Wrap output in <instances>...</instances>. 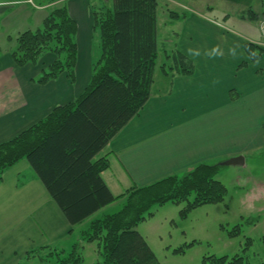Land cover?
I'll return each instance as SVG.
<instances>
[{
    "label": "crops",
    "instance_id": "1",
    "mask_svg": "<svg viewBox=\"0 0 264 264\" xmlns=\"http://www.w3.org/2000/svg\"><path fill=\"white\" fill-rule=\"evenodd\" d=\"M99 1L61 2L59 6L67 7L78 27L76 81L72 84L62 75L40 85L35 81L55 56L47 54L37 65L21 68L15 64L12 52L20 34L43 26L54 4L34 7L24 3L15 7L10 6L11 0H0V20L9 22L0 31V144L45 119L56 107L74 102L85 91L93 63L101 54L93 16L102 7ZM170 1L173 9L177 6L190 14L173 20L182 28L173 51L163 57L167 64L160 66L167 79L161 84L155 70L151 98L98 157L110 161L102 177L115 197L187 173L199 164H217L238 156L247 162V154L264 148V50L255 45L261 39L260 23L257 33L253 34L248 25L247 31H237L227 26L231 15L221 22L205 13L204 1ZM246 44L261 50L257 61L250 59ZM176 54L193 63L192 75L181 74ZM258 186L263 191L264 182ZM252 191L250 198L263 210L264 201L257 200L264 198L253 196L256 194ZM85 223L75 227L69 224L27 161L2 175L0 264L27 263L33 250L58 245L74 236L75 231L81 237ZM263 238L255 254L256 264H264Z\"/></svg>",
    "mask_w": 264,
    "mask_h": 264
},
{
    "label": "trees",
    "instance_id": "2",
    "mask_svg": "<svg viewBox=\"0 0 264 264\" xmlns=\"http://www.w3.org/2000/svg\"><path fill=\"white\" fill-rule=\"evenodd\" d=\"M53 1L50 5L65 0ZM158 10L159 0H113V8L95 10L101 54L93 63L85 91L74 102L56 107L45 119L0 144V181L5 171L25 160L72 227L92 219L70 251L41 247L29 254L28 262L49 250L46 259L40 257L42 262L81 264L84 243H96L103 264H162L136 230L153 215L152 210L168 203L185 204L184 215L199 206L225 201L227 189L216 178L219 165L199 164L186 175L169 176L120 197H115L103 180L110 161L98 159L99 155L151 98L159 58ZM179 17L173 14L172 19ZM77 32L67 7L57 6L40 29L18 36L12 58L24 68L51 54L55 60L35 82L45 85L66 75L73 84ZM245 49L252 61L262 53L252 44H246ZM174 56L181 74L192 75L193 63L181 54ZM120 199V210L97 215ZM262 241L264 244V238ZM243 262L240 257H208L201 264Z\"/></svg>",
    "mask_w": 264,
    "mask_h": 264
},
{
    "label": "rangeland",
    "instance_id": "3",
    "mask_svg": "<svg viewBox=\"0 0 264 264\" xmlns=\"http://www.w3.org/2000/svg\"><path fill=\"white\" fill-rule=\"evenodd\" d=\"M196 1H204L205 5H202L204 7L202 10L210 17L221 22H223L222 19H226L231 15V21L227 26L235 27L237 31H247L248 26H250L249 30L253 34L257 33V30L259 31L258 24L262 21L264 0ZM18 2L24 1L11 0L10 6H21L22 4ZM52 2L54 1L32 0L34 7L50 5ZM61 2L63 1H57L53 8L59 6ZM170 2V0H159L158 45L160 57L158 59V69L156 70H158V79L161 84L167 79L160 72L161 64H167L166 59L163 57L165 53L170 54L173 51L175 38L178 37L182 28L179 25L177 26V21L173 22V20L190 14L189 10L177 6L173 9V4ZM99 3L102 4V7L113 8V0H100ZM191 5L194 8L196 6ZM252 8L255 14L258 15L257 19L253 18ZM225 13H229V15H225ZM173 14L180 17L172 19ZM242 19L247 23H243L244 20ZM8 23V20H0V31L3 30V27L7 28ZM236 23H238L237 26L232 25ZM1 37L0 41L3 39ZM255 45L264 50L262 38ZM246 157L247 162L245 161L244 165L226 166L223 162L228 159L212 164L220 166L216 178L227 189L224 202L199 206L184 215L182 211L185 204L168 203L161 207H155L152 210L153 215L147 217L144 222L137 226L136 230L147 240L160 263L201 264L208 257H228L229 259L240 257L244 259L243 264H256L255 254L260 249V238L264 235V209H258L259 203L256 204L257 209H255V203L250 198L249 192L253 190L252 193L256 194L253 196L264 198V189L260 191L263 187L258 186L259 183L264 182V148L253 151L247 154ZM191 171L178 176L186 175ZM257 201L261 202L264 199H258ZM121 207L122 203L120 202L105 209L107 211H101L98 215L115 213ZM91 220L89 219L81 227L82 231L88 229ZM74 234L71 238L54 245L53 248L70 251L75 244L81 241L79 232L75 231ZM80 251L83 256L81 264H103L97 253L96 243H84ZM49 252L47 250L42 255L38 253L39 257L22 264H54L53 262H42L40 260V257L46 259Z\"/></svg>",
    "mask_w": 264,
    "mask_h": 264
},
{
    "label": "water",
    "instance_id": "4",
    "mask_svg": "<svg viewBox=\"0 0 264 264\" xmlns=\"http://www.w3.org/2000/svg\"><path fill=\"white\" fill-rule=\"evenodd\" d=\"M223 164L226 166L244 165L245 164V158L243 156H238L235 158L228 159L227 161L223 162Z\"/></svg>",
    "mask_w": 264,
    "mask_h": 264
},
{
    "label": "built area",
    "instance_id": "5",
    "mask_svg": "<svg viewBox=\"0 0 264 264\" xmlns=\"http://www.w3.org/2000/svg\"><path fill=\"white\" fill-rule=\"evenodd\" d=\"M26 3L33 4L32 0H27ZM260 33H261V38L264 46V17L260 23Z\"/></svg>",
    "mask_w": 264,
    "mask_h": 264
}]
</instances>
